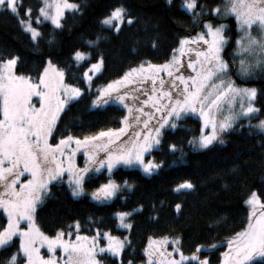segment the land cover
Listing matches in <instances>:
<instances>
[{
  "label": "trees",
  "instance_id": "1",
  "mask_svg": "<svg viewBox=\"0 0 264 264\" xmlns=\"http://www.w3.org/2000/svg\"><path fill=\"white\" fill-rule=\"evenodd\" d=\"M79 10H67L61 17L62 27L56 28L45 21L32 22L42 34L37 41L20 25L26 19L25 8L32 9V19L38 14L40 0H22L18 15L0 11V56L19 58L15 71L38 78L49 60L63 69L64 82L82 90V95L70 103L57 119L50 142L71 134L81 137L100 129L115 128L124 117V110L109 101L93 106L97 86L120 78L127 69L150 61L162 64L182 37L196 33L200 27L193 16L181 7L183 0H68ZM19 2V0H18ZM222 0H198L203 5L200 20L223 23L231 38L222 52L226 60L234 48L238 31L233 16L212 17L209 9ZM123 6L134 18L131 25L124 24L119 33L103 26L100 21L115 7ZM202 11L201 8L196 9ZM97 37L100 39L97 41ZM88 41H97L89 45ZM155 41L156 47H153ZM79 50L90 56L77 63L73 53ZM104 57V66L87 87L83 73ZM234 70V68H233ZM232 72V71H231ZM238 85L257 89L254 106L259 110L251 118H242L225 133L223 143H215L203 150H196L189 140L200 132V120L193 114L183 115L177 127L162 131L161 143L151 150L150 156L161 167L152 174L137 168H115L110 177L121 188L107 202H96L90 192L107 176L90 174L84 180V193L73 197L64 180L51 182L47 194L36 205L35 220L42 232L54 235L58 230H69V225L79 222V233L93 235L98 231L127 237L119 258L109 253L100 255L103 264H146L147 240L164 236L179 237V247L190 254L198 245L203 246L198 256L207 257L208 264L218 263L228 248V239L247 227L249 213L245 201L252 192L264 202V131L255 127L264 120V69L257 70L250 78L242 79L236 72ZM51 142V143H52ZM56 142V143H57ZM52 143V144H56ZM175 144L177 151L169 150ZM64 179V178H63ZM189 181L192 189L174 191L177 185ZM127 181L131 188L124 186ZM180 204L179 211L175 205ZM127 212L130 228L119 227L115 213ZM6 218L0 212V230ZM232 240V239H231ZM18 250V239L0 249V261ZM19 264L23 258L19 255ZM189 264V262H185ZM248 264H264V258Z\"/></svg>",
  "mask_w": 264,
  "mask_h": 264
},
{
  "label": "snow or ice",
  "instance_id": "2",
  "mask_svg": "<svg viewBox=\"0 0 264 264\" xmlns=\"http://www.w3.org/2000/svg\"><path fill=\"white\" fill-rule=\"evenodd\" d=\"M171 0H169V3ZM23 7L22 0H0V11L10 12L18 15L19 9ZM183 7L193 16V22L202 30L195 36L189 35L178 40L177 48L172 50L171 59L162 65H154L150 61H142L139 66L131 67L120 78L108 82L104 86H97V95L92 99L93 106H101L109 101H118L133 115L132 124L116 130L100 131L92 136H84L83 139L76 138L71 134L59 139L55 145L49 143V137L54 135L57 119L62 111L70 103L82 95L79 87H73L64 83V70L57 68L49 60L38 78L25 75H17L14 71L19 58L0 56V208L7 213L8 223L0 230V248L9 245L13 236L19 235L20 244L17 252L12 253L0 264H19L18 256L23 253L26 264H57V260L50 256L44 259L40 255V246L46 245L49 253H54L57 247L64 256L61 257L62 264H102L98 259L101 253H109L119 258L121 251L125 248L127 237L123 240L112 236L109 232L100 233L87 237L77 234L75 240L71 239L72 232L58 230L53 237L46 236L40 231L34 222L33 214L37 203L41 202L42 196L47 194L50 182L61 179L67 171L69 175V187L72 195L79 196L83 191L85 174L90 169L99 171L107 168L109 172L119 164L128 166H140L145 174H152L161 167L160 163L153 160L145 162V153L161 143L162 129L170 126L175 129L182 115L186 113L199 112L202 120L201 135L189 140V144L206 148L218 139L219 132H225L232 128L233 124L241 118H251L259 110L254 107L253 100L257 95L256 88H242L236 85L231 78L230 72L235 67L239 56V69L236 74L243 78H250L256 69H264V0H224L223 7L217 6L208 10L207 15L212 17L234 16L239 30L235 39V49L230 54L231 61L226 60L222 52L231 41L226 34L224 24H213L211 20H200L203 16V5L198 0H183ZM202 11L197 12V8ZM65 9L79 10L77 4L68 3L67 0H41L38 9L36 23L39 24L41 17L50 20L56 27L60 28L61 17ZM32 9L25 8L26 19L20 20L24 31L31 34L35 42L42 36L36 27L32 26ZM115 33H119L122 25H131L134 18L123 6L112 9L109 14L100 21ZM253 29L256 35H253ZM100 37H97V41ZM97 41H88L89 45H95ZM196 46V47H190ZM153 47H156L155 41ZM194 52L195 59H191L187 67L192 69L195 75L185 77L180 73V59L177 56L185 55V49ZM86 54L79 50L73 53V59L79 63L86 60ZM147 65V67H145ZM104 66V57L100 54L95 63L91 64L83 73L86 83L92 81L93 75L100 72ZM166 73L170 78V91H164L165 81L157 74ZM144 80L151 79L153 95L143 101L141 107L134 108L126 103L129 97L125 85L134 83L132 77ZM157 81L160 88H156ZM179 81V83H177ZM183 87H180V86ZM121 89H124L121 94ZM157 92L159 95H157ZM175 94V99H173ZM38 97L39 107L32 104V98ZM139 100L138 96L131 97L132 104ZM239 102L240 110L234 111L233 105ZM245 102L247 106H245ZM151 103L156 112H163L155 125L150 121L155 119V114L145 112L143 105ZM228 113L222 119H217V111L223 114L224 106ZM143 119V131H133L131 137L126 141L118 143L120 137L133 125L138 126ZM128 117H124V122ZM211 128L207 135L203 134L205 128ZM264 131V120L255 125ZM219 130V131H218ZM106 138V139H105ZM76 147L72 148L71 144ZM223 143V140L220 141ZM83 149L86 162L83 168H77L74 156L77 151ZM169 150L177 151L175 144L169 145ZM104 153L103 158L99 153ZM29 174L30 179L20 183L23 174ZM124 186L131 188L127 181ZM121 185L109 179L107 183L101 184L92 193L96 200H108L117 194ZM193 185L185 180L177 185L174 191L192 189ZM251 206L247 227L235 234L234 240H229L231 251L226 253L223 264H246L253 255L264 256V203L261 202L256 192H252L245 201ZM177 211L181 205H175ZM130 213L119 212L116 214L120 226L130 228V224L124 223ZM26 220L27 230H20L17 225L19 221ZM79 232V222L69 225ZM67 236L68 239L64 237ZM103 237L107 243L99 246V239ZM179 237L174 244L179 243ZM168 243V238L160 240L149 238L145 254L148 257L147 264H208L207 257L200 259L198 253L202 247L198 245L196 250L186 256L180 252L178 247L173 252L179 253V258H173V254L163 249ZM159 257V259H156ZM128 264H133L129 260Z\"/></svg>",
  "mask_w": 264,
  "mask_h": 264
},
{
  "label": "rangeland",
  "instance_id": "3",
  "mask_svg": "<svg viewBox=\"0 0 264 264\" xmlns=\"http://www.w3.org/2000/svg\"><path fill=\"white\" fill-rule=\"evenodd\" d=\"M40 2H41V0H40ZM67 2L68 3H72V4H75V3H73V2H70V1H68L67 0ZM223 4H224V0H222V2L219 4V5H216L215 7H217V6H220L221 8L223 7ZM181 7L184 9V7H183V1H182V3H181ZM215 7H213V8H215ZM67 10H71V9H65L64 10V12L65 11H67ZM234 17V16H233ZM234 19H235V17H234ZM20 20H22V19H20ZM42 21H45V22H48V23H50V25H52L53 27H55L52 23H51V21L50 20H44L42 17H41V22ZM32 22H35L36 23V19H32ZM235 22H236V20H235ZM219 24H223V23H219ZM20 25H21V23H20ZM32 26L33 27H36L33 23H32ZM103 26H105V25H103ZM105 27H107V26H105ZM21 28L24 30V28H23V26L21 25ZM37 28V27H36ZM236 29H237V31H238V34H239V30H238V28H237V24H236ZM202 29H199L197 32H199V31H201ZM26 32V31H25ZM196 32V33H197ZM29 35H30V37H31V34L29 33V32H27ZM196 33H194V34H192V36H195V34ZM253 35H256V31H255V29H253ZM238 36V35H237ZM178 46V45H177ZM190 47H196V46H190ZM235 43H234V48L232 49V52H233V50L235 49ZM177 48V47H176ZM231 52V53H232ZM172 55H173V53H172ZM172 55H171V57H172ZM177 56L179 57V59H180V64H181V67H180V73H182L185 77H187L188 75H195V73H193L192 72V69H190V68H188L187 67V65H188V63L190 62V60L191 59H195V54H194V52H189L188 50H187V47H186V49H185V55L184 56H179V53H177ZM171 57L167 60V61H169L170 59H171ZM239 59H240V57L239 56H237L236 57V60H237V63H236V65H235V67H234V70H232V72H230V76H231V78L232 79H235L236 78V76L235 77H233L231 74H233V73H235V72H237V70L239 69ZM167 61H165V62H167ZM80 62H82V61H80ZM164 62V63H165ZM95 63V62H94ZM164 63H162V64H164ZM91 64H93V63H91ZM90 64V65H91ZM153 64V63H152ZM162 64H154V65H162ZM89 65V66H90ZM46 66V65H45ZM89 66L85 69V70H87L88 68H89ZM137 66H139V64L138 65H135L134 67H137ZM145 67H147V65H145ZM129 69H127L126 71H128ZM257 70H259V69H256L255 70V72L257 71ZM14 71H15V69H14ZM125 71V72H126ZM15 73L17 74V75H23V74H19V73H17L16 71H15ZM98 73V72H97ZM97 73H95L94 75L92 74V73H90V75H92V78L97 74ZM124 75V74H123ZM122 75V76H123ZM160 78H162L164 81H165V88H164V91H170L171 89H170V87H169V80H170V78L166 75V73H164V72H160V73H158L157 74ZM240 78H242V79H246V78H243V77H241V76H239ZM132 79L135 81L134 83H130V84H127V85H125V88L128 90V93H129V97L128 98H126V103H129L131 106H133L134 108H139V107H141V105H142V103H143V101L144 100H146L147 98H148V96H151V95H153V92H152V88H153V84H152V81H151V79H148V80H144L142 83L140 82V80H139V78H137V77H132ZM116 80V79H115ZM34 82H35V80H34ZM85 82V81H84ZM65 83V82H64ZM177 83H179V81H177ZM66 84V83H65ZM85 84H86V86L87 87H90V85H89V83H86L85 82ZM68 85H70V84H68ZM104 85H106V84H104ZM104 85H102V86H104ZM237 86H239V87H242V88H250V87H248L247 85H238V84H236ZM73 86V85H72ZM73 87H76V86H73ZM180 87H183L182 85L180 86ZM156 88L157 89H159L160 88V85H159V82L157 81V84H156ZM252 88V87H251ZM123 91H124V89H121V94H123ZM157 95H159V93L157 92ZM133 96H138L139 97V100L138 101H136L134 104H132V101H131V97H133ZM38 97H33L32 98V104L34 105V106H36V107H39V103H38ZM173 99H175V94H173ZM113 103H115V104H118L119 106H121L122 108H123V110H124V117H128V121L127 122H124V117H123V119L121 120V123L117 126V127H115V128H105V129H100V130H98V131H96V132H94V133H90V134H87V136H92V135H95V134H97V133H99L100 131H108V130H112V131H116V130H118V129H120V128H122V127H124L125 126V123H128V124H132V121H133V115H138V113H133V114H129V112H128V109L127 108H125L124 107V105L122 104V103H120V102H118V101H112ZM253 104H254V100H253ZM245 106H247V104H246V102H245ZM255 107V106H254ZM143 108H144V111L145 112H151V113H154L155 114V119H152L149 123H150V125H155L156 124V120L161 116V115H163L164 113L163 112H156L155 111V108H153L152 107V105H151V103H149V104H146V105H143ZM233 110L234 111H239L240 110V103L239 102H236L234 105H233ZM228 113V108H227V106L225 105L224 106V109H223V114H221V112L220 111H217V119H222L223 118V115H226ZM186 114H193V115H195V116H197L198 118H199V120H200V132H199V135L196 137V138H198L200 135H201V128H202V120H201V118H200V115H199V112H196V113H191V112H189V113H186ZM185 115V114H184ZM183 116V115H182ZM147 117H141V122H140V124L138 125V126H135V125H133V127H129V129H128V131L127 132H125L121 137H120V141H118V143H120V142H123V141H126L129 137H131L132 136V134H133V131L134 130H136V131H143V119H146ZM242 119V118H241ZM239 121V120H238ZM237 121V122H238ZM235 124V123H234ZM166 128H171L170 126H165V128H163L162 129V131L164 130V129H166ZM230 130V129H229ZM229 130H227V131H225V132H219V136H218V139L217 140H215V141H213L212 142V144H215V143H221L220 141L221 140H223L224 141V135H225V133L226 132H228ZM211 131V128L209 127V128H205L204 130H203V134H205V135H207L208 134V132H210ZM219 131V130H218ZM84 136H86V135H83V136H81V137H76V138H80V139H83L84 138ZM50 139H51V136L49 137V143L50 144H52V143H56V142H50ZM106 139V138H105ZM58 143V142H57ZM212 144H210V145H212ZM53 145H55V144H53ZM210 145H208V146H210ZM193 146V148L194 149H196V150H203V149H205V148H201V147H199V146H194V145H192ZM207 146V147H208ZM71 147L72 148H75L76 147V145H75V143L73 142L72 144H71ZM157 146H155V147H153L152 149H154V148H156ZM206 147V148H207ZM151 149V150H152ZM151 150H150V152H151ZM150 152L149 153H145V162H147L148 160H153V158L149 155L150 154ZM99 155V157H101V158H103V156H104V153H99L98 154ZM74 163H75V165H76V167L77 168H83L84 167V165H85V162H86V157H85V155H84V151H83V149H80L79 151H77L76 152V154H75V156H74ZM154 161V160H153ZM117 167H123V168H137V169H139L140 171H142L143 172V170H142V168L140 167V166H128V165H124V164H119V165H117L116 167H114L113 169H112V171L115 169V168H117ZM111 171V172H112ZM111 172H109L108 170H107V168L105 167V168H101L99 171H97V170H95V169H90L89 170V172L88 173H86L85 174V177H87L88 175H90V174H98V173H105V175L107 176V178L102 182V183H100L99 184V186L101 185V184H104V183H107V181L109 180V179H111V180H113L111 177H110V174H111ZM144 173V172H143ZM31 177L29 176V174H27V173H25V174H23L21 177H20V183H23V182H25L26 180H28V179H30ZM64 178V179H63ZM61 179L62 180H64L65 182H66V184H67V187H68V189H69V191H70V193H71V195H72V192H71V189H70V187H69V175H68V173H67V171H65L64 173H63V175H62V177H61ZM114 181V180H113ZM115 182V181H114ZM51 183V182H50ZM49 183V184H50ZM98 186V187H99ZM48 187H49V185H48ZM98 187H96V188H98ZM84 188V187H83ZM96 188L95 189H93L91 192H90V197L94 200V201H96V202H107V201H110L112 198H110V199H108V200H104V199H101V200H96L95 198H93V196H92V193L96 190ZM84 193V191L79 195V196H81L82 194ZM44 196L45 195H43L42 196V199L44 198ZM73 196V195H72ZM79 196H75V197H79ZM74 197V196H73ZM248 198H249V196L247 197V199H246V201L248 200ZM262 202V201H261ZM40 203V202H39ZM262 203H264V202H262ZM38 204V203H37ZM245 205H246V209H247V211H248V213L252 210L251 209V206L250 205H248L247 203H245ZM0 212L5 216V218H6V224H5V227L7 226V223H8V217H7V213H5L4 212V210H3V208H0ZM117 213H119V212H117ZM117 213H115V218L117 219V216H116V214ZM125 213H127V212H125ZM248 217H249V215H248ZM33 218H34V222H35V224H36V227H38L39 229H40V227H39V225L37 224V222H36V220H35V213L33 214ZM117 222H118V225H119V227H121L120 226V221L117 219ZM124 223H126V224H128V220H127V217H126V219H125V221H124ZM17 227L20 229V230H27V228H28V223H27V221L26 220H21V221H19V223H18V225H17ZM122 228H125V227H122ZM125 229H127V228H125ZM40 231H41V229H40ZM243 231V230H242ZM42 232V231H41ZM64 232H72L73 234H72V236H71V239H73V240H75V236L77 235V234H79V235H82V236H87V237H92V236H95L97 233H95V234H93V235H83V234H80L79 232L77 233L76 232V230H75V228H73V229H69V230H65ZM106 232V231H105ZM241 232V231H240ZM44 233V232H43ZM103 233V232H102ZM45 234V233H44ZM56 234V233H55ZM55 234L54 235H47V234H45L46 236H49V237H53V236H55ZM112 235V234H111ZM112 236H115V237H117V238H119V239H121V240H123L125 237H119V236H116V235H112ZM17 238L18 239V248H19V244H20V237H19V235H15V236H13V238ZM164 237H167L168 238V243L167 244H164L163 245V249L164 250H166L167 252H169V253H172L173 254V258H176V259H178L179 258V253H177V252H173V248L174 247H178L179 248V250H180V252H182L181 251V249H180V247H179V243L178 244H174V241H175V239L177 238V236H175V237H169V236H164ZM164 237H159V238H153V239H156V240H160V239H162V238H164ZM234 237H235V234L233 235V236H231L228 240H234ZM65 239H68V237L67 236H65L64 237ZM98 243H99V246L100 247H103L106 243H107V241L101 236L100 237V239H99V241H98ZM148 243H149V239L147 240V244H146V246H145V248H147L148 247ZM1 249V248H0ZM231 251V249L229 248V244H228V248L226 249V251L220 256V259H219V261H218V263H216V264H223V261L226 259V256H225V254L226 253H229ZM103 253H101V254H99L98 255V259H100V255H102ZM184 255H186V256H190L192 253H190V254H186V253H183ZM22 258H23V262L21 263V264H26V257H24L23 256V253H20L19 254ZM40 255H41V257L42 258H44V259H48L50 256H53L56 260H57V264H62V260H61V257L62 256H64V254L62 253V251L60 250V248L59 247H57L56 248V250L54 251V253H49V251H48V248H47V246L46 245H41L40 246ZM146 255V254H145ZM146 258L148 259V257L146 256ZM262 258H264V256H256V255H253V258L250 260V261H247L246 262V264H248L249 262H251V261H253V260H257V259H262ZM156 259H159V257H156ZM200 259H203V258H200ZM101 260V259H100ZM102 262V261H101ZM102 264H103V262H102ZM147 264V263H146Z\"/></svg>",
  "mask_w": 264,
  "mask_h": 264
}]
</instances>
